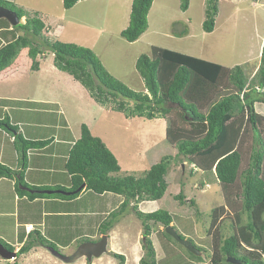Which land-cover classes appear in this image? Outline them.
Here are the masks:
<instances>
[{"label": "rangeland", "instance_id": "obj_1", "mask_svg": "<svg viewBox=\"0 0 264 264\" xmlns=\"http://www.w3.org/2000/svg\"><path fill=\"white\" fill-rule=\"evenodd\" d=\"M8 1L23 8L29 15L37 12L48 26L46 35L49 37L92 49L111 75L135 91H146L143 80L135 69V61L141 54L150 55L152 46L198 56L222 65L225 70L240 66L246 81L250 82L259 65L260 46L264 42V0H218V12L211 32L204 31L202 27L206 0H189L186 10L180 8L181 0H153L147 16L148 28L132 42L120 34L129 23L132 0H78L70 8H65L62 0ZM21 19L24 21L23 17ZM184 30L189 32L183 35ZM36 44L34 42L32 46L29 45L23 49V54H20V58L27 59L29 63L27 64L30 65L32 75L30 98L32 101L39 99L38 102L26 105L29 113L23 110L19 115L18 118L23 123L24 134L21 135L32 140H37L35 136L54 137L53 142L47 146V152L51 150L50 146L56 147L61 144L59 143L61 140L64 141L63 151L58 147L59 152L55 158L49 156L40 160L46 168H41L40 171L33 168L32 172L39 173L43 177L41 180L47 184L59 182L66 185L69 174L64 168L63 156L68 154L72 146L69 143L71 137L80 136L83 123L116 156L120 170L113 172V176L143 178L152 164L159 162L165 155H172L166 173L168 186L164 195L157 199L159 202L152 200H144L141 204L137 202V207L144 212L158 209L168 211L174 219L175 228L185 227L188 233L195 235L193 241L202 245V254L195 257L183 245L173 240L178 247L176 251L186 255L190 261H184V256L178 255L166 260L160 259V264H211L212 237L208 234L212 221L210 211L220 204L226 206L225 209L228 211L219 221V229L224 234L223 237L234 232L235 229L229 228L228 224L239 222L235 212L242 210L240 196L242 177L256 149L251 125L249 123L245 125L239 140L238 149L242 160L238 177L233 184L225 187L226 190L222 189L212 172L195 170V166L189 160L183 164L182 160H185L183 156L175 157L178 149L166 140V124L163 117L148 119L138 115L126 116L125 112L114 109L112 103L96 102L89 91L72 75L54 65L52 54L48 51L45 54H36L37 67H32L33 59L29 56L28 50L30 47H37ZM42 46L41 44L39 48ZM228 83L227 79L218 83V87L222 86L219 93L228 91L226 90ZM196 95L199 97L198 93ZM168 106L171 107L169 116L177 120L178 106L173 103H169ZM255 109L264 115L262 102H255ZM187 117L192 119L190 115ZM180 191L183 192L185 200L192 198L194 205L189 202L180 204L179 199L175 198V193ZM119 199L121 195L113 192L99 194L87 190L84 183L75 206L81 210H89L83 216L77 217L79 221H74L73 228H76V231L54 230L56 233L52 235L58 243H67L72 233H81L79 229L83 226V221L85 226L94 227L93 224L111 218L110 213L116 211L120 205ZM133 203L132 200L129 202V210L124 216L121 215L123 217H118L119 222L113 228L118 232V237L116 241L113 240L117 243L115 245L117 250L112 251L126 254L130 259L128 264H133L130 261H134L131 241L140 231L141 235L143 233L141 221L130 209ZM75 206L73 208H76ZM239 219L241 222L246 220L244 212L240 213ZM158 228L152 225L151 233L154 234L152 233L151 239L153 238L155 243L159 233L154 231H158ZM87 231L92 232L91 229ZM89 234L92 236L93 233ZM89 234L83 233L77 243L91 241ZM75 245L76 242L71 246ZM111 246L114 244H107V251L93 259L98 264H119V260L109 254ZM63 249L58 248V251L64 253L66 249ZM3 261L4 264H14L9 260ZM19 262L22 264L21 260ZM87 264H91V261Z\"/></svg>", "mask_w": 264, "mask_h": 264}, {"label": "trees", "instance_id": "obj_2", "mask_svg": "<svg viewBox=\"0 0 264 264\" xmlns=\"http://www.w3.org/2000/svg\"><path fill=\"white\" fill-rule=\"evenodd\" d=\"M77 1L62 0V4L65 8H70ZM152 2L153 0H132L129 23L120 32L127 41H135L147 29V15ZM188 2L189 0H181L180 8L186 10ZM0 4L16 11L20 18L25 17L24 22L11 25L13 38L0 47V71L13 62L22 48L32 46L36 42L37 47H30L28 50L29 56L33 59L32 67H37L36 54H45L48 51L52 54L54 65L72 75L89 91L96 102L112 103L114 109L125 112L126 116L138 115L148 119L163 117L166 121V140L178 149L175 157L183 156L195 168L212 172L222 189L226 190L225 187L233 184L238 177L242 160L238 144L245 125L249 123L254 132L256 149L242 177L240 195L242 210L235 212L239 222L238 224L230 222L229 228L235 230L223 237L224 234L219 229V218L225 216L227 207L222 204L212 208L210 211L212 221L208 229L209 233L212 232L210 262L233 264L227 261V256H233L241 259L244 264H264V115L258 113L254 105L259 101L264 103V44L261 48L259 66L250 82L246 81L240 66L225 70L222 65L203 58L152 46L150 55L141 54L135 61V69L146 89L135 91L111 75L89 47L60 41L46 35L45 22L40 19L37 12L29 15L23 8L8 0H0ZM217 12L218 0H206L205 19L202 24L204 31L213 30ZM39 43L43 45L41 48ZM226 79L229 81L226 88L228 91L219 93L222 86L218 87V83ZM169 103L176 104L179 108L177 120L169 116L171 111ZM188 115L192 116V119H189ZM0 125L18 130V127L10 124L7 118L0 120ZM48 142L49 139L26 140L17 133L15 144L21 153L22 164L26 165L27 148L42 147ZM170 159L172 155H165L159 162L152 164L145 177L140 179L128 175L113 176V172L120 170L115 155L83 123L80 136L70 148L65 163L71 186L54 189L70 191L85 183L87 190L99 194L113 192L124 196L116 209L119 211L110 213L111 218H107L99 225L102 234L119 220L118 217L129 210L128 204L132 200L134 203L130 209L143 225L141 244L144 252L140 264H157L150 237L152 225H161L163 235L174 240L164 231V227L171 224L172 216L163 209L143 212L138 209L137 202L157 200L164 195L168 185L165 175ZM22 173L21 169L13 170L0 164V176L16 177L20 186L19 192H24L30 198L50 195L36 192L35 190L50 187L27 184ZM80 192L81 190L70 195H51L75 198ZM175 198L179 199L181 204L185 202L182 191L177 193ZM226 201L230 203L229 200ZM189 202L194 205L192 199ZM241 212L246 215L244 222L239 219ZM39 240L42 244L57 249L52 242L43 238ZM0 242L7 249L13 250L11 245ZM30 246L31 244L22 246L17 255L29 250ZM195 246L199 250L203 249ZM110 254L119 260V264H123L124 255L116 252Z\"/></svg>", "mask_w": 264, "mask_h": 264}, {"label": "crops", "instance_id": "obj_3", "mask_svg": "<svg viewBox=\"0 0 264 264\" xmlns=\"http://www.w3.org/2000/svg\"><path fill=\"white\" fill-rule=\"evenodd\" d=\"M130 8H131V3H130ZM22 17L24 18L25 21V17L24 16ZM4 19L0 18V47H2L7 42H9L13 38V34H14L11 28V24L6 19L5 20ZM24 21H22L21 19V22ZM45 26H47L46 23ZM188 32H189L188 30H184L183 35L187 34ZM25 48H22L20 50V52L17 54V57H15L13 62L8 67L0 71V120L7 118L10 124L18 127V130L16 131L0 125V164L5 165L13 170L21 169L23 171L22 173L23 180L31 186L50 187L51 190H58V189H54V187L70 188L71 181L69 175L67 176L68 182L66 185H63L62 183L59 182L54 184H47L46 182H43V180H41V178L43 177L40 176L39 173L32 172L33 168H36L39 171L41 170V168H46L40 163V160L46 159L49 156L51 158H55V155L58 154L59 152L58 147L61 149V151H63L62 141L64 140H61L59 142L61 144L57 145L56 147L50 146L51 150L47 152V148L49 147L50 143L53 142L52 139H54V137L43 138V137L35 136L37 137L35 138L37 140L49 139V142L42 147L27 148L26 165L22 164L21 153L17 148L18 146H16L15 144L16 134L17 133L24 134L22 132L23 123L22 120L18 118L19 115L22 113L23 110L29 113V110L26 108V105L28 103L39 101V99L32 101L30 98L32 94L31 91L32 75L30 74V67H29L30 65H28L29 63L27 62V59L22 60V58H20L21 57L20 54H23L22 51ZM22 137L26 140H32L29 139L28 137H24V136ZM77 139L78 137L77 138L71 137L69 143L73 145ZM67 157L68 154H65V156H63V159H65L64 168ZM184 161L187 162V159L185 158V160H182L183 164L185 165ZM165 180H166V175H165ZM19 188L20 186H18L17 184L16 177L0 176V241L11 245L13 247V250L11 251H14L16 253L15 258L13 260L11 258L3 259L0 256V264H4L3 260H9L14 264H20L19 260H21L22 264H87L89 260H87L85 257H81L76 261L70 263H65L59 256L55 255L54 252L58 251V248H64L66 249V250L63 249L65 251L64 253L62 251H58V252L63 255H69L73 253L79 244V242L77 243V241L78 239H81L83 233H87V234L93 233L92 236L89 234L91 237V241H95L99 239L102 233L98 231V228L99 225L103 222V220L99 222V224L98 223H96V225L93 224L94 227H92V225L85 226L86 224L83 221L82 224L83 226H81L79 229L81 233L80 234H77L75 232L72 233V237H70L69 241L65 244L58 243V240L54 238V235H52V233L53 234L56 233L54 232V230H70L72 232L76 231L75 230L76 228H73L74 221L76 222L79 221L77 217L83 216L84 213H86L89 210V209L81 210L80 208H77L75 206V202L79 201L81 192L75 198H61L55 195L36 196L34 198H30L24 192H19ZM45 189H49V188H44L39 190H41V193H44L43 190ZM39 190H35V191L40 192ZM60 190H64V189L60 188ZM50 194H63V193L53 192ZM70 194H64V195H70ZM176 194L177 193H175V195ZM122 197L123 196L121 195V199H119L118 202L121 203L123 201ZM190 199L192 198L185 200V196H184L185 202H189ZM142 201H140L139 203L141 204ZM152 201L159 202L158 200H152ZM74 206L76 208H73ZM218 206L219 205L215 207ZM221 218L222 217H220L219 220H221ZM118 222L119 220H117V222L114 223V225L109 229L110 232L107 231L106 233H104L107 235V244L109 245L114 244V246H111L109 248V254L111 252H115L112 250H117L115 248V245L117 243L114 242L113 240L114 239L115 241L117 240L118 232L114 231L113 228ZM171 225H173L174 228L176 227L173 217H172ZM158 227H159L158 231L157 230L154 231L159 233V235L157 236L156 243L154 242L153 238L151 239L156 253V263L160 264L161 263V261L159 262L160 259L166 260L169 257L174 258V257H178V255H183L182 253L176 251L178 247L173 243V240L171 241V239L163 235L161 231L163 227L161 225H159ZM89 229H91L92 232H88L87 230ZM175 230L179 232V234L183 235L185 238L191 240L195 245H198L200 247L202 246L201 244H198V242L193 241L194 239L193 236L195 235H191V233H188V231L185 230V227L178 226V228H175ZM140 233L141 231L135 236L133 241H131L133 246L132 258L134 261H130V263L133 262V264L135 263L139 264L140 258L143 255L142 244L140 243L142 235ZM208 234L212 237V232ZM40 238L52 242L57 247V250L54 251V248L42 244L39 240ZM75 242L76 245L71 246L75 244ZM27 244H31L29 250H27L24 253L18 254L19 255L18 257L17 252L19 251V249ZM200 252L202 254V250H200ZM171 253H174V255H172ZM183 256H184V261H190L185 257L186 255ZM198 256H200V254ZM128 259H129L128 256L124 254L123 264L126 263L128 264L129 263ZM90 261L91 264H98V262L93 258Z\"/></svg>", "mask_w": 264, "mask_h": 264}, {"label": "water", "instance_id": "obj_4", "mask_svg": "<svg viewBox=\"0 0 264 264\" xmlns=\"http://www.w3.org/2000/svg\"><path fill=\"white\" fill-rule=\"evenodd\" d=\"M0 18H5L11 25H16L20 23L21 18L17 15L16 11L5 7L0 4ZM84 186V183L78 187L75 190L72 191H64V190H51V189H45L43 190L44 193H63V194H73L78 192L82 189ZM41 192V190H39ZM165 231L167 234H169L174 240H176L178 243L183 245L187 250H189L194 255L201 254L200 250L192 243L191 240L181 237V235L175 230V228L170 224L165 226ZM55 251V250H54ZM107 251V235L102 234L101 237L96 241H83L81 242L75 251L69 255H63L60 254L58 251H55L54 254L59 256L63 261L66 262H73L81 257H85L87 260H91L93 257H99L101 254L105 253ZM16 253L14 251H11L7 249L2 243H0V256L3 259H10L12 257H15ZM227 261L233 263V264H244L241 259L233 257V256H227Z\"/></svg>", "mask_w": 264, "mask_h": 264}, {"label": "clouds", "instance_id": "obj_5", "mask_svg": "<svg viewBox=\"0 0 264 264\" xmlns=\"http://www.w3.org/2000/svg\"><path fill=\"white\" fill-rule=\"evenodd\" d=\"M21 22V21H20ZM263 44H264V42L261 44V48H262V46H263ZM260 53H261V49H260ZM260 55V54H259ZM259 61H260V57H259ZM259 66V65H258ZM258 68V67H257ZM256 72V71H255ZM252 78V77H251ZM251 80V79H250ZM249 82V81H248ZM260 102V101H259ZM263 103V102H262ZM264 104V103H263ZM255 105V104H254ZM114 154V153H113ZM116 157V156H115ZM117 159V158H116ZM118 161V160H117ZM119 164V163H118ZM120 166V165H119ZM194 169H195V167H194ZM195 170H199V169H195ZM201 170V169H200ZM82 190V189H81ZM72 191V190H71ZM80 191V190H79ZM144 212V211H143ZM150 212V211H149ZM173 226V225H172ZM165 228V227H164ZM96 241V240H95ZM193 243V242H192Z\"/></svg>", "mask_w": 264, "mask_h": 264}, {"label": "bare ground", "instance_id": "obj_6", "mask_svg": "<svg viewBox=\"0 0 264 264\" xmlns=\"http://www.w3.org/2000/svg\"><path fill=\"white\" fill-rule=\"evenodd\" d=\"M164 231H165V229H164ZM166 232V231H165Z\"/></svg>", "mask_w": 264, "mask_h": 264}, {"label": "flooded vegetation", "instance_id": "obj_7", "mask_svg": "<svg viewBox=\"0 0 264 264\" xmlns=\"http://www.w3.org/2000/svg\"><path fill=\"white\" fill-rule=\"evenodd\" d=\"M98 240V239H97Z\"/></svg>", "mask_w": 264, "mask_h": 264}]
</instances>
